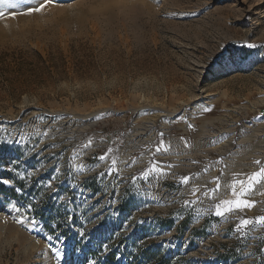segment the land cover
I'll use <instances>...</instances> for the list:
<instances>
[{
	"label": "rangeland",
	"instance_id": "rangeland-1",
	"mask_svg": "<svg viewBox=\"0 0 264 264\" xmlns=\"http://www.w3.org/2000/svg\"><path fill=\"white\" fill-rule=\"evenodd\" d=\"M13 2L14 9L0 5V179L12 181L0 183V206L15 204L37 227L6 213L9 223L95 264L107 252L105 264H264V228L241 239L233 232L240 213L225 221L207 211L208 200L184 205L193 185L214 188L209 181L221 170L228 197L223 184L232 173L264 163V1L50 0L39 12L28 9L45 0ZM107 108L118 113L97 114ZM160 133L170 148L155 159L171 167L145 181ZM89 139L108 146L74 159ZM110 147L119 172L101 176L108 163L97 167L94 157ZM81 162L82 171L72 167ZM82 185L97 203L85 219ZM249 198L256 204L242 215L264 216V188ZM97 220L122 229L90 254L87 232ZM9 233L0 229V264L52 256L10 247Z\"/></svg>",
	"mask_w": 264,
	"mask_h": 264
},
{
	"label": "snow or ice",
	"instance_id": "snow-or-ice-1",
	"mask_svg": "<svg viewBox=\"0 0 264 264\" xmlns=\"http://www.w3.org/2000/svg\"><path fill=\"white\" fill-rule=\"evenodd\" d=\"M48 2H50V0H45V3L41 4L40 7L35 9H28V11L39 12L42 8L46 6ZM0 5H4L5 8L8 9H14L17 7V4L14 3L13 0H0ZM4 15L5 12L0 11V17H3ZM248 46L256 47L255 45L251 44ZM208 110L209 109H205V111ZM256 119H260V117H257ZM189 127H192V125H189ZM44 135H47V133H44ZM163 136L164 134L160 133L161 139L155 146V150H150V155L153 158L149 161V167L142 171V173L140 174V179L147 181L149 177L154 175H166L167 173L164 171V169L171 167V165H164L163 162L155 159V156L157 154L167 153L170 148V145H166ZM92 146L93 141L89 139L85 144L80 146L81 149L85 150L84 152H77L76 150H74V159L82 161L83 154H85L86 150L90 149ZM117 153L118 149H113L110 147L102 155L94 157V160L98 162L96 165L97 167H99L101 163H108L106 171L100 173L101 176L105 174L111 175L114 172H119V169L117 168V164L119 162V157ZM133 163H135V161H133ZM193 163H196V161H193ZM215 163H222V160L216 161ZM254 164L258 166L257 170L251 173H232L231 179L223 184V188L226 189L229 193L228 197H224L221 195V179L224 176V171L221 170L220 176L213 177L212 180L209 181V183L215 184L214 188H209L207 184L202 186L193 185L191 187L190 194L192 197H194V199L185 200L184 205L186 207L197 204L203 205L204 201L208 200L213 203L209 205L207 211L210 214L215 215L216 217H219L225 221H227L233 215L240 213L241 215L237 217L238 222L236 223L233 232L238 233L241 239H246L248 237L249 232L252 231L254 228H264V216L248 218L242 215L245 210H251L256 204V201L250 199L249 197H251L253 194H257L258 187L264 188V163H262L261 160L257 159L254 161ZM72 167L76 170L82 171L85 166L81 162L79 165L73 164ZM211 167V164L206 166L203 169V173L207 174ZM54 171L59 172V169H54ZM28 175L30 176L31 173H28ZM20 178L24 179L25 177L21 175ZM55 178L56 177H53V179ZM198 178L199 174H197L196 176H182L179 178V182L182 185L188 186L190 184V181ZM135 179L136 177H133V180ZM0 183L10 185L12 181H10L9 179H0ZM48 187H52L51 181L49 182ZM202 188L203 191L201 190ZM16 191L19 192L21 191V189L17 188ZM12 206L13 208H15L16 211H20V209L17 208L15 204H13ZM31 207V204L28 205V208ZM17 222L23 223L22 220H18ZM81 235L83 236V233H81ZM57 255H60L59 252L57 253Z\"/></svg>",
	"mask_w": 264,
	"mask_h": 264
},
{
	"label": "bare ground",
	"instance_id": "bare-ground-1",
	"mask_svg": "<svg viewBox=\"0 0 264 264\" xmlns=\"http://www.w3.org/2000/svg\"><path fill=\"white\" fill-rule=\"evenodd\" d=\"M264 1V0H263ZM109 7V6H108ZM107 7V8H108ZM192 108V107H191ZM197 109V108H196ZM135 112H138L139 110L137 109H134ZM187 112V111H186ZM193 112V111H192ZM196 112V111H195ZM109 113H118V112H115L113 111L112 109L110 108H107L101 112H98L97 114H102V116L104 114H109ZM93 114V113H92ZM92 114H88V115H92ZM96 114V113H95ZM174 114H171L169 113V115H165L163 114L162 116H168V117H172ZM84 118V117H83ZM97 122H94L92 125L96 124ZM153 123V122H152ZM154 125V123H153ZM151 126V128H155L154 126ZM148 127V126H147ZM30 129V128H29ZM32 129V127H31ZM166 129V128H165ZM251 131V130H250ZM156 132V129L153 133ZM153 133L151 135H153ZM152 137V136H151ZM143 140V139H142ZM152 141V140H151ZM146 142V141H145ZM144 142V143H145ZM218 142V141H217ZM146 144V143H145ZM104 145H107V144H100L99 147H103ZM94 146V145H93ZM93 146L90 148L92 149ZM183 165V164H182ZM6 213L9 214V215H12L14 217V220L16 219L17 221L18 220H29L30 224H31V227H37V223L35 220H33V218L31 219H28L24 216H21L19 214L18 211L15 210V208H13V206H9V207H6V206H0V229H4L6 227L9 228V231H10V235L8 236V238L6 239L7 242L9 243V246L11 247V244H15L17 243V245H20L21 248H23V250L26 251V253H33V252H39V251H42V250H45L47 253H48V250L50 251L51 249V245L52 243H54V239H49L50 237H48L47 235H43L47 241H48V247L46 248V245L44 244V241L43 239L41 238H30L28 235H26L25 233L21 232L19 230V228H17L18 226L15 225V224H10L9 221L7 220L6 218ZM8 216V215H7ZM15 220V221H16ZM19 224V223H18ZM110 226V227H109ZM107 227H97L96 228V231L97 233H95L96 235H99V239H103L104 237H108L110 236L111 233L115 232V231H119L122 229L121 226L119 225H109ZM112 226V227H111ZM114 226V227H113ZM40 229V228H39ZM112 229H115V230H112ZM134 228H131L130 229V236H136L140 239H143L144 238V235L143 234H139L135 229L133 230ZM134 232V234H133ZM133 234V235H132ZM105 235V236H104ZM102 238H101V237ZM98 238V236H97ZM61 245V248L62 249H57L54 251H52L51 249V252H52V256L55 257L53 260H52V256L49 257V254L48 256H46L45 259L41 260L40 264H95L91 257L89 256V254H86V252H80V251H76L74 253V255H70L69 251H68V247L67 246H63V244H60ZM19 247V246H18ZM59 252L60 255H57V253ZM25 253V252H24Z\"/></svg>",
	"mask_w": 264,
	"mask_h": 264
},
{
	"label": "built area",
	"instance_id": "built-area-1",
	"mask_svg": "<svg viewBox=\"0 0 264 264\" xmlns=\"http://www.w3.org/2000/svg\"><path fill=\"white\" fill-rule=\"evenodd\" d=\"M97 126V125H96ZM96 126H94V128H96ZM92 141H93V145L95 146V148H93L92 149V153H95V152H97V151H99L100 149H103L104 147H106V146H108V144L106 143V142H99V143H95L94 141V139H92ZM100 144H107V145H104L103 147H99V145ZM84 165H86L87 167H90V168H86L87 169V171H90V170H92V171H95L94 169H93V166H89L88 165V161H85L84 160ZM82 188L83 189H87L86 190V192H85V194H84V197L81 199V201H80V206H81V208H82V211L80 212L81 213V215H80V218L81 219H85L84 218V215H83V211L85 210V209H87V208H90L91 209V207H95L96 205H97V203L95 202V199H93L92 201H90L91 199H89V200H86V198H87V196L88 197H91V196H93L94 198H96L95 197V191H93V189L90 187H85L84 185H82ZM103 211V210H102ZM98 222L97 223H93V225H92V229H91V232H87V235H88V240H92V243H91V245H92V247H90V246H87V248H88V252L91 254V250L90 249H93V250H95V251H98L99 250V247L100 246H98V243L99 244H103V245H106V246H109V245H111V240H112V238H114V237H116V235H117V231H115V232H113V233H111L110 234V236H106V237H104L102 240L101 239H99V235H97L98 236V239H97V237H95V235H94V233H97V231H96V228L97 227H107V226H109V225H112V223L110 222V221H103V222H100L99 220H97ZM41 225H43L42 223H41ZM115 225H117V224H115ZM89 234H90V236H89ZM105 236V235H104ZM101 237V236H100ZM102 238V237H101ZM114 250V249H113ZM105 257L103 258L104 260H102V261H100L99 263H101V264H105V261H107V257H109V253L107 252L105 255H104ZM92 257V256H91ZM121 257V256H120ZM93 258V257H92ZM127 261V260H126ZM119 262H120V259H119ZM120 264H123V263H120Z\"/></svg>",
	"mask_w": 264,
	"mask_h": 264
}]
</instances>
